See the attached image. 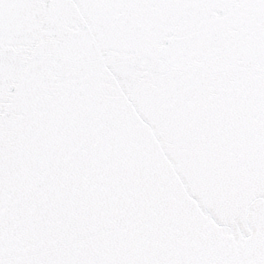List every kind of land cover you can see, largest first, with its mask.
I'll use <instances>...</instances> for the list:
<instances>
[{
  "label": "snow or ice",
  "instance_id": "obj_1",
  "mask_svg": "<svg viewBox=\"0 0 264 264\" xmlns=\"http://www.w3.org/2000/svg\"><path fill=\"white\" fill-rule=\"evenodd\" d=\"M0 264H264V0H0Z\"/></svg>",
  "mask_w": 264,
  "mask_h": 264
}]
</instances>
